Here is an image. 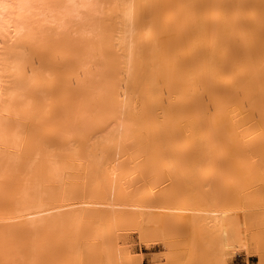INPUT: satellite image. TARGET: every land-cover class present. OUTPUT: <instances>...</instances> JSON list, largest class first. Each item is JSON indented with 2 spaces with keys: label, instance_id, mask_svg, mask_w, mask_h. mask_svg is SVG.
<instances>
[{
  "label": "bare ground",
  "instance_id": "1",
  "mask_svg": "<svg viewBox=\"0 0 264 264\" xmlns=\"http://www.w3.org/2000/svg\"><path fill=\"white\" fill-rule=\"evenodd\" d=\"M163 1H166V4L167 3L168 4L166 5L164 3L165 9L163 8V6H161V8L164 9V11H167L166 12L167 14L165 12H163V13H165V15L164 14L162 15L163 10L161 9L162 10L161 11V17H163V18H160V19H162V21H164V20L167 21L171 18V17H169V14L171 11V9L169 10V6L172 5L174 2H175L174 5H172V7L170 6V8H172V10H176V9L178 10V7L183 6V9H182V7H180L181 9L179 8L181 10V12H180V10L175 11L176 18H175V15H173V18L176 19L175 20L176 23L173 22L174 20L173 21L169 20L170 25H172L173 23L176 25H178L179 22L182 23V20H177V19H179V18L183 19V16L187 17V14L188 15L190 14L193 16V14H194V11H193L194 8L193 7L198 5L200 3V1L202 2V3H200L201 5H198V6H201V8H202L201 9V12H202L201 15L199 13L200 7L196 6L199 8V10H198L199 14L198 15L202 16V17L197 18V15L195 17V14H194L195 18H193V19H195V23H193V24H192V21H194L193 19L191 20V22H189L190 16L188 18L185 17L183 21H188L186 23L191 24V25H189V27L190 26L195 27L194 30L192 27L190 28L189 34H192L193 32L199 31V32H206L207 35L210 34V37L212 36L213 39H211V40L213 43L209 42V45L214 44V47H213L214 52H209V53L207 52L209 55H210V53H213V55L208 56V57H210V59H206V61L207 62L213 61V62L210 64V62L207 63L204 60H202L204 58L203 54H207L206 52L205 53L203 52L202 48H200V47H202L203 44L206 43L204 36H202V35H206V34H204V33L202 35L199 34L198 35L199 37H200V35L202 36L201 41L204 39L203 41L205 43L204 42L201 43L202 45H199V43L198 44L195 43L199 47L198 49L202 50L200 52L198 49H196L197 54H198V55L196 54V56L199 57L200 56L199 53H201V54L203 53L202 54L203 58L200 56L202 59L199 58L200 61L198 60V62L200 63L198 65V67H201L203 61L205 63L202 65L201 68H199L200 70L198 69V67H197V69H195L193 71L191 70L192 72L196 71V75L194 73H191L190 74L191 76L189 75V77L193 76L192 78L195 79V76H197V75H199L197 77H200V76L203 77V76H207V75H208V77H210L212 75V76H214V77L211 76L212 81L217 80L218 78L222 81L221 82L222 86H220L221 89L224 88V90H222V92H223L222 97H224V95H228L230 93L229 91H231L232 93L234 92V93L233 94L231 93L232 94L231 97L229 94L228 99H226L224 97V99L227 100V102L222 100L223 98H221V97H220L221 102H216V100H218L220 94L217 91H215L216 93H214L213 96L217 95V93H218V95L214 96L215 101L214 100L213 101L216 102L215 111L216 110L217 111L215 112V114L213 113L214 117H212V118L210 117V120L209 119L207 120V122H208L207 127L208 128H206V129H205L206 124L204 126L202 124H204L206 121V120L204 121V119H207L208 117L203 118V120H202L203 123L201 124V122H200L201 126H199L200 124L197 120H196L197 121L196 123H193V122H195L194 119L192 121L189 120L190 122L188 121L187 124L190 123L192 126H190V124H189L190 128L187 127V129H186L185 127L187 125L182 124L183 126H185L184 127L185 130H184L183 126H181V125L180 126L182 127V129L179 126H178L179 127L178 129H176V127H174L175 122L172 120V119H174V117H171L170 120H168L169 122L172 121L173 124L171 122L169 123L166 119V122L164 124L168 125L167 127H169V128L167 129V127L162 126L163 129L165 128L164 130H166L165 132L163 130V132H164L163 134H165V136H163V138L165 137V139L161 138V141H160L161 146L159 143L156 142L157 146L156 145H155V147L152 146L150 149L149 147H150V145L154 144L153 143L154 141L153 142L150 141L152 144H149V146L147 147L148 143L145 144L144 142L148 139L144 138L145 141H144V139L142 141V137H145V136H143V135H145L143 128H145L148 125V123H150L148 126L152 127L154 125L156 127L158 125L156 123L159 122V121L157 122L156 119L158 118V116L161 113L158 114V113L154 112V114L155 113L158 114V116L156 118V114L155 115L151 114L153 111L150 112L147 109H145L146 113L148 111L150 114H148V115L146 114V115H144V117L140 115L142 118L139 117L138 115H137V117H135L134 114H136L135 113L136 110L134 108L132 110V106L135 103L134 99H131V101L134 100V103H132V106L130 105L131 104L130 97L132 98L134 95L133 94L134 88L131 90L130 89L131 86H129V85H131V82H132V86H134L135 84H136V87L138 86L137 82L135 83L133 81L135 78L134 76L136 75L135 74L136 68H139V66L137 67V65H140L141 60L143 58V57L138 56V54L141 55V53H142L141 52L142 50L140 49L142 47L140 46V48L138 50V46L140 43L143 42V40H142V42H139L137 40L138 37L141 36L140 34L142 33V29H141L142 26L140 28V31H139V28H137L138 26H136V23L139 22V19H138L139 16L137 17V14H138V7L137 6H138L139 2H137L136 0H0V156L5 155L4 158L6 157V159H7V161L5 160L6 163L4 161V163H5L4 166L2 164L0 165V172H1L0 174L2 175V179H3L4 174H10L11 171H13V172L16 171L19 174L16 176V172H15L14 176H16L17 180H23V179L25 180V178L28 180V181L27 180L24 181V183L23 182L20 183V184H24V185H22L23 187L19 184L20 187H22V188L15 187V192L20 191L22 195L18 192L16 194L14 193L15 195H17V194L21 195V197L15 198L17 200L14 202H17V203H13L14 206H12L13 204L12 205L10 204L9 207L12 206V208H10L12 211L9 209L10 211L7 213V215H6V213L4 214L3 212H1V213H3L4 215H2L0 213V224L2 222H6L7 224H10V225H13V224L18 225L19 224L20 226L18 225L17 229H19V227H24V229H26L25 227L29 226L27 228H29L30 230L31 229L34 230L33 228H35V230H36V232H35V230L33 232L29 231V233L31 235V237H30V235H29V237L31 239L28 238V236H26L28 239L31 240V241H29V244H28V241L25 240L26 238L24 235H23L24 237H22L23 238V240L21 241L22 243L19 244V242H20L19 240H21L22 238L18 235V237H20V238H16L15 240L12 241L11 238H13L12 237L13 235L12 234L7 235V234L9 233L8 231H10L11 229L13 230V228L9 229L11 226L6 225V226H8V228L6 227L7 230L5 229L6 231L5 230L0 231V245H1L0 254L2 252H5V254L3 253V257H5V258H3L2 255L0 257L1 260H3V262H5L4 260L11 259L13 256H14L13 258H16V259L19 257L22 258V256H23L24 260L21 259L22 262L19 258L20 263H19L18 259H17L18 261L13 259L8 264H12L11 263L12 261H15V262H13V264H15L16 262L19 264H25L24 263L25 261H27L26 264L27 263L32 264L35 261H36V263H34V264H38L37 261L39 262V257L40 258H42V257L40 255H37V252L39 251V249L41 247H42V249H43V246L45 247L46 241L49 242L48 238H50V237H48V236H51V238H50L51 240H52V237H56V235L57 236L59 235L60 238H61V236H63V237L65 236L64 237L65 239L62 237V240L65 242V246L67 245L69 247L70 251L74 250L75 244L77 243V245H78L80 243L79 242L80 239L77 238L79 236H77V235L78 234L81 235V233L76 232V230H78V227H80L79 223L84 224V222L86 221V218H88L87 216L92 217L91 220L88 219L89 220V222L87 221L88 223L86 222L87 225L90 222H91V224H94L95 222H96L95 224H97L98 218L100 219L99 222L101 221V223H104L105 220H106L105 222H108L112 219L110 221V222L113 221L112 224H114V222L115 223L117 222L116 225H119L118 222L120 221V219L122 220V218H124L125 216L127 217L131 213H134L133 218L142 222V220L140 218V217H142L143 220H146L145 222L147 225V224H151V222L153 221L152 220L153 217L151 215L158 214V213L161 214L162 211H164L165 209H166V211L167 210H173L172 212H174V211L179 212L178 214L173 213L172 214L173 216L174 215L175 216H177V215L178 216H185L187 218V222L189 223L188 227H190L193 230V233H196L197 236L201 235L203 237L204 241L208 244V246L210 248H212V246H213L212 251H211L212 255H214V256H220L221 255V257L224 256V258H225V254H224V252H226L225 251L226 250L225 249V244H226L225 242H227L226 240L229 241L230 239H232L231 237H230V239H228V237L230 236L229 234H231V232H232L231 235H233V233L237 234V230L234 232L235 228L233 226L236 227V225L238 226V224H239L237 222L240 221L239 220L240 217L238 219V217L236 218V215L240 211V209L235 208V207H229V206L224 207L223 205L222 206L224 208L221 206H213L214 202H212L213 205H211V206H206L205 204L204 205L197 204V205L192 206V207L191 206H179V205L176 206L174 203H172V204H174L172 206H171V204L169 206V203L166 204L167 206H163L161 203H160L161 205L155 204V202L153 203L152 197L155 196V193H156L154 189L153 190L151 189L147 192H144L138 196L137 195L138 192H136L135 188H136V184L145 178L144 176H146L147 174H148L147 176H151L149 174H152V173L154 174V172L156 173V171L152 170V169H155V166L156 167H158L159 165L162 166L163 163L168 162L169 165L171 163H173L171 165H172V167L174 165V168H175V165L181 164L180 160H181V162H182V160L184 162V158L182 156H180V153L182 151H184L183 152V155H184V153H186L185 151L189 152V150L192 151L195 148L196 150L194 149V151L195 152L197 151L196 154H198V155L200 154L201 158L204 156L203 152H205V155L208 153V155L210 154L211 156L206 155L205 157H203L201 159L198 155H196L192 151V153H194L196 155V158H197L196 160L198 161V162L197 161L193 162V164L194 163H197V164L202 163L205 165L206 164L208 165L209 163L212 164V161L215 160V159H213V158H215L214 155L216 154V156H217V154H218L215 150L218 149L219 152H221V150H222V149L220 150V148L216 145V143L218 141H220V143H222V145L224 144V146L221 145V147H223V149L225 150V151H222L221 153H219V155L222 154L223 152L227 155V160L229 161L228 163L231 165V166H229V165L228 166L235 170V171L234 170L233 171L235 172L234 173L235 175L237 173L236 176L240 175V176H243L245 179L261 180L262 182H264V0H196L194 2V3H196V5L194 3L191 4V2H192L191 0H190V3H187L186 2L187 0H182L183 2H181V0H180V2H179V0L178 1L177 0H175V1L170 0V2H169V0L168 1L163 0ZM152 2H153V0H152ZM177 2H178V5L181 4L178 7L176 6ZM184 2L187 3V4L185 3L184 5L190 4L192 7L188 5L187 9H185L186 7H184V5L182 4ZM139 4H142V2H140ZM165 6H167V7H165ZM188 7H191L193 9L190 10V8H188ZM174 8H176V9H174ZM168 10H169V12H168ZM192 11H193V14H191ZM214 11H216L215 14L212 13ZM142 12H143V10H142ZM177 12L181 16L182 15L183 16L181 17L180 15H177L178 14ZM196 12L197 11L195 9V13ZM203 12H206V14ZM203 14L206 15V17H203L204 16ZM210 14H211V17H215V19L213 18V20H211V24L208 23L209 17H207ZM166 15H168V16H166ZM178 16H180V17H178ZM149 17H151V15ZM165 17H167V18H165ZM136 18L138 19L137 21H136ZM140 18H141V16H140ZM164 22H163V24L166 23V22L165 23ZM157 24H159V23H157ZM167 24H165V27H163L162 24H159V25L162 26L163 29L165 28L164 31L167 32L168 29H169V31L171 29V28H169L170 25H169L168 21H167ZM180 24L177 27L175 25V28L180 29V27H184V26H180ZM181 25H183V24H181ZM166 26H168L167 30H166ZM143 27H144L143 29L145 31L146 25ZM184 28H186V27H184ZM148 29L149 28H146V30H148ZM164 31H162V32H164ZM186 35L189 36L188 33ZM186 35L183 37L189 40L190 37L188 38V37H186ZM193 35H195V34L193 33ZM193 35H192V37H193ZM144 36H146V34ZM169 37H168V39L170 40ZM183 37L181 39H183ZM195 37H196V35H195ZM140 38H143V36H141ZM149 38H150V36H149ZM152 38H153V36H152ZM188 40H186L187 44H188ZM191 40L192 39H190L189 41L193 44V42ZM179 41H181V40L180 39L178 40V42H177L178 44H181V42H182V44H186L184 39L180 43H179ZM137 42H139V43H137ZM177 43L175 42V46H177ZM171 44H173V43H171ZM168 45H170V44H168ZM168 45H166V46H168ZM196 45H195V47H193V45H191L190 49L192 47V49L195 50V48L197 47ZM166 46H164V47L166 48ZM185 46H187V45H185ZM192 49L189 51L187 50L185 54H189V53L191 54L192 53L190 57L193 60L195 55L193 56L194 50H192ZM143 50H144V48H143ZM149 50H151V49H149ZM172 50H173V48H172ZM196 50H195V52H196ZM138 51L141 53H138ZM168 51H169V48H168ZM173 51H175V49ZM198 51H199V53H198ZM166 52H164V53H166ZM174 53H172V54H174ZM152 55H153V53H152ZM155 55H157V54H155ZM162 55H163V53H162ZM169 56L170 55L168 54V57ZM186 56H187L186 59L189 62V60H191V59H190L189 55H186ZM175 57H178V56H174L173 58H175ZM213 57L215 58V60H216V57H218L217 58V63L219 65L218 71H217L216 64H214V63H216V61L211 60V59H214ZM171 58L172 57H169L168 60H171ZM138 59H140V61ZM159 59H161V58L159 57ZM44 61H46L48 64L44 63ZM36 63H38V64H36ZM59 63H62L63 67H64L62 69H65L64 72H62L63 70L61 69L62 73H59L62 76L60 79V81L62 82L61 85L63 84L62 88L64 90L68 91V92L65 91V93H68V94L70 93V95L69 96L67 95V97H69L68 100H64V102H61V105L64 104L63 108L59 107L62 109L63 113H61V111H60V114H57L56 116H53V114H52L53 117H51V118H54V117L59 118L60 115L62 116L61 118H63L61 120H62V123H64V128L60 125L62 127L61 135L59 136L57 133V136H59V137L63 136L64 139L67 141L66 144L64 143V145L60 146L58 144L59 149L61 147H63L61 149L64 150L63 153L66 156L61 155L63 150L61 151V153L59 150H58L59 152L57 151L55 153L53 151L52 147H51L52 150L50 149L49 144H48L49 141L47 142L45 139L47 144L46 143L44 144V140L42 139L41 141L43 144L42 143L41 144H42V146L45 145V146H43V150H45V151L47 150V151L46 152L43 151L42 147H40L41 149H38L39 147L38 148L36 147L38 149V153L35 152L34 154L39 156V151L42 150V152H40L41 156L43 155L44 152L46 153V154L44 153L45 154L44 156H46V155L47 156L46 157H44V156L40 157L41 162H42L41 166L38 164L40 159L37 161L38 167L41 168L42 166H44L41 169H39L36 166L37 164L35 162V160H37L39 157L37 159H35L37 156L34 158L32 157L31 159L27 158L28 159L27 160L24 157H22L21 155L16 154L17 153L16 151H18L16 149L21 145L20 139H21V136L23 137V135H21V136L19 135L20 137L17 136L18 133L16 134L15 131H17L18 129L16 130L15 127L11 128L12 131L10 130V128H7L9 126L8 125V122H9L8 118L12 114H19L22 112H23L22 114H25V112H30V113L32 112L33 113V111L35 112L34 115L42 116L43 115V109L45 110L44 113L46 112L45 115H48L47 111L52 110L53 109L52 106H55L56 103L53 102L54 96L51 97L50 94H49V96L52 98V102H49V101H51V99L48 96V94L46 93L48 88L45 86L46 88H44L45 89L44 90L41 87H44V85L49 86L51 84L52 80L55 81L56 76L55 77H54V75H53V77L51 76L52 80L50 79L51 77L50 78H48V77L50 75H52L53 73L55 75H57L56 69L58 68V65L56 66L54 64H59ZM163 63H165V62H163ZM166 63L168 64L167 61H166ZM35 64H36V66H35ZM62 64H61V66H62ZM143 64H145V63H143ZM172 64L166 65V67L170 66ZM184 64H186V62H184ZM38 65H40V66H38ZM213 65L215 67H213ZM156 66H158V65H156ZM211 66L213 69V72H211L212 74L210 73V70H209L211 68ZM220 67H221V69H220ZM140 68H141V66H140ZM215 68H216V70H214ZM163 69H164V66H163ZM177 69H180V68L178 67ZM182 69H184V68L182 67ZM168 70L169 69H167V71ZM219 70H221V71H219ZM214 71L217 74L214 73ZM138 73H139V75H138L139 78H143V80H144L145 75L143 74L144 76L143 75L140 76L141 71ZM171 73H172V70H171ZM174 73H177L176 77H177V79H180L179 77L182 74H179L178 70H177V72L174 71ZM192 74H194V75H192ZM147 75H148V73H147ZM178 75H179V77H178ZM138 76H136V77L138 78ZM160 77H165V76H160ZM182 77L184 78V76H182ZM189 77L187 74V77H186L187 79L185 78V79H183V81L187 82L189 80H192L191 78L189 79ZM202 77H201V79H202ZM173 78H174V76H173ZM212 78H214V79H212ZM153 79H154V77H153ZM204 79L205 78L203 77V80ZM206 79H207V77H206ZM150 80H151V78H150ZM195 80L198 81L197 78ZM195 80H192L195 85H197L196 83H198V84L200 83V80H199V82H195ZM211 80L209 79L208 81L212 85V82H210ZM60 81L58 83H60ZM159 81H157V84ZM183 81L180 79L181 84H183V88H185L186 86L191 87L190 89H189V87L185 88L186 90H189V93L191 92L190 90H192V86H193V89H195L197 87L196 92L203 90L202 88H198V86L194 87V84L191 85L192 81L191 82L189 81V84L187 82L188 85H186L185 83H182ZM55 82H57V81H55ZM141 82L140 83L138 82V83L142 84ZM143 82H145V80ZM148 82H151V81L148 80ZM201 82H202V80H201ZM204 82H202V84ZM217 82H218V80H217ZM217 82H216V84H218ZM133 83H135V84L133 85ZM205 83H204V85L207 84V83L206 84ZM222 83H224V84L228 83V84H225L223 87ZM229 83L231 85H229ZM202 84H200V85H202ZM226 85H229V86H226ZM37 86H38V88L39 87L40 88L39 89L36 88ZM207 86H208V84H207ZM213 86H217V85H213ZM177 87H179V86H177ZM209 87L213 89L212 86H209ZM225 87L227 89L229 88V90H227ZM35 88L38 89L39 93H41L40 89L41 90L43 89L42 91H44L43 93H45L44 96H42L43 95L42 93L39 95L38 91ZM139 88H141V87L139 86ZM147 88H149V87H147ZM166 88H167V86H166ZM215 88L216 87H214V89ZM70 89H72V92H70L71 91ZM149 89H151V88H149ZM179 89L180 88H178L177 90H179ZM185 89H183V90H185ZM206 89L208 90L207 87H205V90ZM73 90H76V91H73ZM130 90L132 91L133 95L130 93ZM59 91L57 92L56 95H59L58 94ZM141 91L144 92V89ZM180 91H181V89H180ZM224 91H227V93ZM51 92L52 91L50 90V93ZM61 92H63V91H61ZM61 92H60V94H61ZM136 92H139V91H136ZM208 92L213 93L211 91V89H210V91L208 90ZM189 93H188V91L186 93H184V94H187L189 97L188 98L187 96L184 95L185 98L186 99L188 98L191 101L193 100V102H194L195 97L190 94L192 96L191 98H193V99H190ZM161 94H162V92H161ZM179 94H181V93H178V95ZM173 95H174V93H173ZM203 95L204 94H202V96ZM139 96H141V95H139ZM63 97L65 99H67L64 95H63ZM143 97L146 98V95L143 94ZM180 97H182V95L179 96V98ZM214 97H213V99H214ZM54 98L56 100V97H54ZM168 98L169 97H167L166 100H168ZM60 99L62 100L61 97H60ZM177 99H178V97H177ZM182 99H184V98L182 97L181 99H179V101H181V102L184 101ZM47 100L49 103L46 102ZM160 100H161V97H160ZM175 100L176 99H174V100L171 99V101L170 100L169 101L172 103ZM169 101H167L168 104H170ZM223 101L225 103H222ZM160 102L162 103V100ZM50 103L51 104L54 103V105H51ZM58 103H59V101H57V104ZM49 104L51 107L48 106ZM175 104H177V102ZM160 105H162V104H160ZM172 105H170V106H172ZM199 105L200 104H198V106ZM233 105H235V106H233ZM134 106H135V104H134ZM44 107H46V109ZM152 107H153V105H152ZM55 108H57V107H55ZM156 108L157 107H155V109ZM172 108L174 110L177 108V111L182 110L180 105L178 107L176 105V108H175V106H173ZM142 109H143V107H142ZM173 109H170V111H172ZM131 110H132V112H131ZM145 110H144V112H145ZM162 110H163V108H162ZM57 111L59 112L58 109H57ZM141 113L138 112L137 114H141ZM143 113H142V115H143ZM165 113H166V111H165ZM26 114H29V113H26ZM49 114H50V112H49ZM171 114H172V112H171ZM20 116L22 117V115H20ZM208 116H210V114ZM15 117H16V115H15ZM25 117H27V116H25ZM25 117H23V119ZM36 117H37L36 118L37 121L39 122V120H38L39 117L38 116H36ZM19 119H21V118H19ZM26 119H28V118H26ZM176 119H178V117ZM176 119H174V120L176 121ZM54 120H55V118H54ZM49 121H50V119H49ZM155 121H156V123H155ZM32 122L33 121H31V123ZM178 122L181 123L179 120H178ZM178 122L176 125H179ZM9 123H12V122H9ZM18 124H19V122H18ZM39 124H41V123H39ZM145 124H147V125H145ZM195 124H199V125L196 126ZM10 125H12V124H10ZM14 125L15 124H13V126ZM41 125H43V124H41ZM47 125H48V123H47ZM15 126L18 127L17 125H15ZM198 126L200 128L202 127L201 128L202 130L199 129ZM9 127H12V126H9ZM150 127L149 128L147 127V130L148 129L153 130ZM155 127H153V128H155ZM170 127H171V129H170ZM55 128H59V127H55ZM55 128H54V130H55ZM157 128L159 129V127H157ZM169 129H170V131H172L174 129L176 131H174V132L172 131L170 133V131L168 132ZM179 129H181L183 131L180 132ZM204 129L207 130L205 133H204ZM56 130H58V129H56ZM59 130H61V129H59ZM63 130H64V134L62 135ZM199 130H201V131L199 132ZM154 131H151V132H154ZM17 132H19V134H20L21 131H17ZM151 132H149V133H151ZM21 133H23V132H21ZM47 133H49V132H47ZM199 133H201L202 136L199 135ZM54 134H56V133H54ZM52 135H53V133H52ZM151 135H149V136H151ZM157 135H158V133H157ZM198 135L200 136L199 138L202 137V139L204 141L201 140L200 142H198L200 140L198 138ZM32 136H34V135H32ZM40 136H41V134H40ZM34 137H36V136H34ZM29 138H30V136H29ZM51 138H54V136ZM197 138H198V140H197ZM64 139H61V140L65 141ZM149 140H150V138H149ZM38 141L39 140H37V142ZM58 142H59V140H58ZM73 142H75V143L77 142L74 147L77 146L78 142L80 143L81 147L77 146L76 148H73L74 144H71V147H70L69 144L73 143ZM176 142H179V143L181 142V143L177 144ZM136 143L138 145L141 143L142 146L141 145L137 146V148L140 147L137 149L135 146V145H137ZM197 143L200 146H202L201 144L204 143L205 144V145H203L204 147L207 144L206 147H208V148L205 150V149H203L204 148L203 146L201 148L200 146L197 145ZM38 144L41 146L40 142H38ZM50 144L54 145V147L55 146L57 147V145H55L54 143L50 142ZM175 144H177V145H175ZM194 144H196V145H194ZM214 144L216 146H214ZM36 145H37V143H36ZM84 145H85V147L83 149ZM143 145H145L146 147ZM30 146H32V145H30ZM163 147H165V148H163ZM167 147L173 149L174 152H171V150H170V152H166V151H168ZM34 148H32V149L35 150L36 148L35 149ZM65 148H68V149H65ZM71 148L76 150L75 151L72 149L73 151H75L74 155H73V151L72 150H71L72 152L70 151ZM79 148L81 149V151L82 150H88V151H87V153H85V151H84V155H83V151L81 152L82 153L81 154L79 152V150H80ZM147 148L149 150H147ZM30 149L31 148H29V150ZM135 149H137V150H135ZM164 149H167V150L164 151ZM209 149H210V152H211V150H212V152L214 150L215 154H213V153L211 154L209 152L206 153V151H208ZM50 150H51V154L49 156L48 154L50 153L49 152ZM68 150L75 157L74 160L77 159V161L75 163L69 162V164H67V167L64 165L65 167L63 168L62 167V164H63L62 161H64V160L71 161V160H68V158L69 159L74 158L73 156L72 157L70 156L71 154H70V152H67ZM199 150H201L203 152L201 153V151H199ZM32 151H31V153H33ZM14 152H16V153L14 154ZM134 152H136V153L134 154ZM67 153H69V154L67 155ZM52 154L56 157V159L54 156L51 157ZM79 154H81L83 156H80ZM194 154H192V155H194ZM225 154H223V156ZM25 155H27V154H25ZM57 155L58 156L61 155L62 157L57 159ZM144 155H146L145 158H144ZM181 155H182V153H181ZM201 155H203V156H201ZM226 155H225V157H226ZM28 156H30V155H28ZM17 157H19V159L22 157V159H21L22 162L20 161V163H21L20 168H19V164H18L19 163V159H18V163H16L17 165L14 166L15 169L9 170L10 167H13L14 162H15V158L17 159ZM82 157L85 159V160L83 159L85 162L82 161L83 166L81 165L80 168L82 169V167H83V170H82L83 172L86 168L85 175L82 172L84 175V180L90 179V182L92 181V187H90L91 183L86 180L87 185H85V188L87 186L89 191H86L87 188L86 189L84 188L85 190H83L82 192L79 191V193H77V192L75 193L74 191H76V190H74V191L72 190L73 191V193H72L71 190L68 191L69 187L66 188L64 185L61 184L62 180H64L65 177L66 178L69 177V176L67 177L64 175V174L67 175V172L64 173V170H65V168H68V166H70L69 169H71V166L74 167L73 164L76 165L78 161H81ZM210 157H212V159H210ZM1 158H3V157L1 156ZM1 158H0V161H1L0 163H2V161H3V159H1ZM42 158L46 159L48 161L47 166L45 165L46 160H44V162H43ZM11 159L13 161V162L10 161V163H13L12 165L9 163V160H11ZM23 159L26 163L25 165H22V164H24ZM33 159H35V160L33 161ZM74 160L72 159V161H74ZM219 160L220 159H218V161ZM222 160H224V158ZM16 162H17V160H16ZM27 162H29V163H27ZM65 162L66 161H64V163ZM219 162H221V160ZM33 163H35L36 165ZM70 163H73V164H70ZM217 163L218 162H216V164ZM79 164H82V163L79 162ZM79 164H77V165H79ZM211 164H210V166H211ZM216 164L213 162L212 165H216ZM147 165H149V166L147 167ZM21 166H23L22 169H21ZM84 166H85V168H84ZM181 166H182V164H181ZM26 167H28V168L30 167V169L28 170V169H26ZM148 168L149 169L151 168V170H149V173H146V175H145V172H147L146 170ZM158 168H160V167H158ZM18 169L23 170V172L21 173ZM35 169L36 170L38 169L37 172L35 171ZM81 169H78L79 172L81 171ZM8 170L10 172L6 173V171H8ZM26 170H28L29 172H27ZM179 171H181V170H179ZM32 172H33V176L31 175L32 177H30V174ZM34 172H36V173H34ZM20 174H21V176L24 175L25 178L20 177ZM1 175H0V177H1ZM10 175H7V176H10ZM26 175H28V176L26 177ZM77 176H78V174H77ZM79 177H83V176H79ZM79 177H77V178L75 177V178L78 179ZM4 178H6V177H4ZM7 178L12 179L11 177H7ZM7 178H6V180H7ZM81 179L83 180V178H81ZM0 181H1V179H0ZM58 181H59V183H58ZM82 182L81 183L79 182V184H81V186L83 184ZM14 183H16V182H14ZM59 184L62 185L63 189H61V188L58 189V187L61 186ZM64 184H66V183H64ZM55 185H57L56 189H55ZM64 187L67 190H65ZM0 188H3V187H1V185H0ZM10 188H11V186H10ZM16 188H17V191H16ZM19 189H21V190H19ZM9 190H11V189H9ZM13 191H14V189H13ZM238 191H240V190H238ZM10 192H9V194H10ZM237 193H238V195L240 194L239 192L235 193L234 196H236V197L233 198V199H235L234 201L237 200L236 199L238 197ZM2 195H3V193H2ZM4 195H6V194H4ZM196 195H198V194L196 193ZM240 195H241L240 199H242L243 194H240ZM8 198H7V200H8ZM4 199H5V197H4ZM238 199H239V197H238ZM7 200H3V201L1 200L2 203L4 202V204L0 203L2 205V207L0 205V210L4 207L5 204L7 205V203H5V202H7ZM201 202H203V201H201ZM162 203H164V202H162ZM177 203H178V201H177ZM192 203H193V201H192ZM198 203H200V202H198ZM212 203H210V204H212ZM215 204H217V203H215ZM261 204H264V203H261ZM123 211H127V212H123ZM4 212H6V211H4ZM170 212H168V213L166 212V213L169 214ZM262 214H264V213H262ZM170 215H171V213H170ZM262 216H264V215H262ZM93 217L96 218L97 221H94ZM151 217H152V219H151ZM149 219H151V221H150V223H147V221ZM155 219H158V218H155ZM92 220L94 223L92 222ZM102 220H104V221H102ZM116 220H118V221H116ZM81 221H83V222H81ZM156 222H155V224H156ZM158 222H159V220H158ZM6 223H2V224H6ZM101 225L102 224H100L97 227L98 229L96 227H94L93 229H96L95 231L92 229V231L95 232V234L92 235V237L93 236L99 237L100 234L102 235L104 230L107 231L108 228L102 229L103 225L102 226ZM105 226H103V227H105ZM13 227L16 228V226H13ZM39 227L42 228V230L39 229ZM83 227H84V225H83ZM110 228H112V227H110ZM121 228H119V227H115L114 229L112 228L113 229L112 235H114V234L117 235L118 231ZM145 228L146 227H144V229ZM1 229H3V228H1ZM112 229H108L107 233L112 231ZM236 229H237V227H236ZM22 230H23V228L21 229V232H22ZM37 230L38 231L41 230L40 233L42 231H44V232H42L43 237L41 235V238H39L40 236L38 235V238H36L37 237V235H36ZM98 230H100V231H98ZM191 231H190V233L192 234ZM15 232H17V231H15ZM26 232L27 231H25V234H26ZM100 232H102V233H100ZM51 233H52V235H50ZM74 233H77V234H74ZM5 234L8 236L7 239H5L6 237H4V236H6ZM17 234L14 236H17ZM34 234L36 235L35 237H34ZM53 234H55V236ZM96 234H98V235H96ZM110 234H111V232L109 233V235ZM69 235H70V239L68 238ZM101 235H100V237H101ZM193 235H195V234H193ZM59 237H57V238H59ZM66 237L68 238L67 240L69 242L65 241ZM226 237H227V239H226ZM232 237H234V236H232ZM60 238H59V241H61ZM197 238H199V237H197ZM101 239H103V238H101ZM10 240L12 242H10ZM202 240H200V241L202 242ZM106 241H107V239H106ZM111 241H113V240L111 239ZM114 241H113V243H115ZM31 242L32 243L34 242L33 243L34 245L37 244L38 247L36 248L35 247L36 245L34 247L33 246L31 247V245H32ZM52 242L55 243L56 241L53 240ZM67 242H68V244H67ZM105 243H107V242H105ZM3 244L4 245L6 244L4 246V248H3ZM52 245H54V244H52ZM117 245H119V244H117ZM117 245L115 243L116 248L119 247V246L117 247ZM111 246H113V245H111ZM114 247H113V249H116ZM27 248H28V250L30 248V251L32 250L31 253L33 252V249H35L34 250L35 253L33 252L32 254H35L36 256L32 255L30 253H29L30 255H28L26 252ZM55 248H57V247H55ZM76 248H77V246H76ZM87 249H88V247H87ZM111 249H110L109 254L111 253V255L114 257V254H112L113 251ZM30 251H28V252H30ZM70 251H67V252L69 253ZM115 251H117V250H115ZM62 252H63V250H62ZM80 253H81V251H80ZM25 254H27V255L25 256ZM38 254H40V252H38ZM115 254H116V252H115ZM111 255H110V257H111ZM29 256H32V258L31 257L29 258ZM37 256H39V257H37ZM59 256L60 255H58V258H59ZM61 256H62V254H61ZM85 256H87V255H85ZM26 257H28L29 259ZM37 258H38V260H37ZM51 258H52V256H51ZM54 258H55V256H54ZM1 260H0V262L2 264L3 262ZM76 260H77V258H76ZM105 261H106V259H105ZM7 262H9V260ZM68 262H69V259H68ZM218 262L220 264H224L223 260L221 262L220 261H218ZM49 264H50V262H49ZM64 264H65V262H64Z\"/></svg>",
  "mask_w": 264,
  "mask_h": 264
},
{
  "label": "rangeland",
  "instance_id": "2",
  "mask_svg": "<svg viewBox=\"0 0 264 264\" xmlns=\"http://www.w3.org/2000/svg\"><path fill=\"white\" fill-rule=\"evenodd\" d=\"M137 2H142V4H139L138 3V14H137V17H138V19H139V22L138 23H136V26H138L137 28H139V31H140V28H141V26H142V33L145 35L146 34V36H144L141 32V36H143V38H140V37H138V41L139 42H142V40H143V42L142 43H140L139 44V46H138V50H139V48H140V46L142 47V48H140L142 51V53L141 52H139L138 51V53H141V55H139L138 54V56H140V57H143L142 58V60H141V63H140V65H137V67L139 66V68H140V66H141V68L139 69V68H136V71H135V78H134V81L133 82H137V84H138V86L136 87V84L135 83H133V85L134 86H132V82H131V85H129V86H131L130 87V89L132 90L133 88V94H132V91L130 90V93L133 95V97L131 98L130 97V101H131V99H134L135 100V103H134V100H132L131 101V106H132V103H134L135 104V106H134V104H133V106H132V110H133V108L136 110L135 111V113L136 114H134L135 115V117H137V115L139 116V117H141V116H143L144 117V115H148V114H150L148 111H150V112H152L151 114H154V112H156V113H161L159 116H158V114H156V118H157V116H158V118L156 119V121L158 122V123H156V121H155V123L156 124H158L156 127L153 125L152 127H150V126H148L150 123H148V125L147 124H145V125H147L145 128H143V130H144V132H145V135H143V136H145V137H142V141H143V139L145 138V139H148V140H146L145 141V139H144V143L145 144H147V147L149 146V144H152L151 142H153L154 144L153 145H150V149H151V147L152 146H154L155 147V145L157 146V144H156V142L157 143H161L160 141H161V138L162 139H165V137L163 138V136H165V134H163L166 130H164L163 129V127H167L168 125H165L164 123L166 122V119H167V121L168 120H170V118L171 117H174V119H176L177 117H178V119H176V121L174 120V119H172L175 123H174V127H176V129H178L179 127H181V126H183L182 124H185V125H187L186 127L185 126H183V128L185 127L186 129H187V127H189L190 128V126H192L190 123V126H189V124H187L188 123V121L189 120H195V122H193V123H196L197 121L199 122V124H200V122H201V124L203 123V118L204 117H208L207 119H204V121H205V123L204 124H202L203 126L206 124V127H205V129L206 128H208L207 127V125H208V122H207V120L209 119L210 120V117L212 118V117H214L213 115L215 114V112L217 111H215V109H216V102H221V100H220V97L221 98H223L222 100H224V101H226L227 102V100H225L224 99V97L226 98V99H228L229 98V94H230V97L232 96V94L234 93H232L231 91H229L230 93L228 94V95H224V97H222V90H224V88L223 89H221L220 88V86H222L221 85V80L218 78L217 80H218V82H217V80H214V81H212L211 80V76L210 77H208V75L207 76H203L205 79L203 80V77L202 76H200V77H197V76H199V75H197V76H195V79L197 78V80L198 81H196L194 78H192V77H189V75L191 74V73H194L195 75H196V71L195 72H192L193 70H195V69H197V67H198V65L200 64L199 62H198V60H199V58H201L202 57V54L201 53H199V51L201 52L202 50H200V49H198L199 47L196 45V44H198L199 43V45H202L201 43H203L204 41V39H205V44H203L202 45V47H200V48H202L203 49V52L205 53H209V52H214V44H210L209 45V42L211 43L212 42V40L211 39H213L212 38V36L210 37V34L209 35H207V33L206 32H199V31H196V32H193L195 35H196V37H195V35H193V33L192 34H189V30H190V28L192 27V26H190L189 27V25H191L190 23H186V22H188V21H183L184 20V18L186 17H184L183 15V19L181 18H179V19H177V20H182V23L181 22H179V24L181 23V24H183V25H181L180 24V26H184V27H186V28H184V27H180V29L179 28H175V25L176 24H174V23H176V19H174L173 18V15H175V11L177 10L176 8L178 7V6H180V5H178V2H177V4H176V8H174V9H176V10H172V8H170V6L172 7V5H174V3L172 4V5H170L169 6V10L171 9V11H170V14H169V17H171L169 20H171V21H173L174 23L172 24V25H170V21L169 20H167L168 22H169V28H173L172 30L170 29V31H169V29H168V26H166V30L168 29V31L166 32V31H164V29H163V27H165V24H167V21H162V19H160V18H163V17H161V11H162V15L164 14L165 15V13L167 12V11H164V3L166 4V1H163V0H153V2H152V0H136ZM168 1V0H167ZM173 1H175V0H173ZM172 1V2H173ZM178 1V0H177ZM192 2H191V4L192 3H194L196 0H191ZM151 2V3H150ZM169 2H170V0H169ZM171 2V3H172ZM179 2H180V0H179ZM181 2H183L182 0H181ZM187 3H190V0L188 1H186ZM186 2H184V3H182L183 5L186 3ZM156 3V4H155ZM186 3V4H187ZM198 3V2H197ZM200 3H202L201 1H200ZM198 4V5H201V4ZM168 4V3H167ZM166 4V5H167ZM195 5H196V3H194ZM155 5V6H154ZM189 6H191L190 4H188ZM188 5H184V7H186L185 9H187V6ZM198 5H196V6H198ZM161 6H163V8L164 9H162L161 8ZM193 7V8H191V7H188V8H190V10H192L193 9V11H194V14H195V17H196V15H197V18L198 17H202V16H199L198 14L200 13V15L202 14V12H201V6H198V7H200V11H199V13H198V10H199V8L198 7ZM142 7V8H141ZM165 7H167V6H165ZM180 7H182V9H183V6H180ZM180 7H178V10H180L181 8ZM143 10V12H142V10ZM152 8V9H151ZM155 8V9H154ZM180 8V9H179ZM162 9V10H161ZM195 9H196V13H195ZM169 10H168V12H169ZM177 10V11H178ZM140 11V12H139ZM187 11V10H186ZM193 11H192V13L191 14H193ZM147 12V13H146ZM150 14H149V13ZM154 12V13H153ZM163 12H165V13H163ZM180 12H181V10H180ZM178 13V12H177ZM203 13H205L206 14V12H203ZM212 13H216V11H214V12H212ZM167 14V13H166ZM172 14V15H171ZM194 14H193V16L192 15H188L187 14V17L186 18H188L189 16H190V19H189V22H191V20L193 19V18H195L194 17ZM151 15V17H149ZM177 15H180L179 13L177 14ZM204 15V14H203ZM213 15V14H212ZM140 16H141V18H140ZM149 18H148V17ZM166 16H168V15H166ZM181 16V15H180ZM180 16H178V17H180ZM181 16V17H182ZM203 17H206V15H204ZM207 17H209V19H208V23H210L211 24V20H213V18L215 19V17H211V14L209 15V16H207ZM147 18V19H146ZM165 18H167V17H165ZM164 18V19H165ZM173 18V19H172ZM175 18H176V15H175ZM211 18V19H210ZM137 18H136V21L138 20ZM146 19V20H145ZM160 19V20H159ZM151 20V21H150ZM188 20V19H187ZM194 21H192V24L193 23H195V19H193ZM207 20V19H206ZM150 21V22H149ZM163 22L165 23V24H163ZM185 22V23H184ZM155 23V24H154ZM157 23H159V24H162L163 25V27L162 26H160L159 24H157ZM172 23V22H171ZM140 26H139V25ZM178 24V25H179ZM185 24V25H184ZM187 24V25H186ZM146 25V28H149L148 30H146V28H145V31H144V27L143 26H145ZM168 25V24H167ZM178 25H176V27L178 26ZM148 26V27H147ZM152 27V28H151ZM189 27V28H188ZM159 28V29H158ZM193 28V30L195 29V27L193 26L192 27ZM183 30V31H182ZM192 30V29H191ZM162 31H164V32H162ZM188 31V32H187ZM178 32V33H177ZM164 33V34H163ZM188 33V35L189 36H187L186 34ZM206 34V35H202V34ZM169 34V35H168ZM171 34V35H170ZM199 34H201L202 36H204V39L201 41V35H200V37L198 36ZM186 35V37H190V39H192L191 41L193 42V44L188 40V39H186V38H184L183 36H185ZM192 35H193V37H192ZM149 36H150V38H149ZM152 36H153V38H152ZM155 36V37H154ZM170 36V37H169ZM181 36V37H180ZM163 37V38H162ZM168 37L170 38V40L168 39ZM183 37V39H184V41L186 42V40H188V44H187V42H186V44H182V40L183 39H181ZM192 37V38H191ZM140 38V39H139ZM155 38V39H154ZM172 38V39H171ZM147 39V40H146ZM181 40V41H179V43L181 42V44H178L177 42H178V40ZM141 40V41H140ZM153 40V41H152ZM167 42H166V41ZM169 40V41H168ZM196 40V41H195ZM174 41V42H173ZM195 41V42H194ZM139 42H137V43H139ZM164 42V43H163ZM170 42V43H169ZM175 42L177 43V46H175ZM191 44H190V43ZM208 42V43H207ZM171 43H173V44H171ZM196 43V44H195ZM213 43V42H212ZM168 44H170V45H168ZM153 47H152V46ZM166 45H168V46H166ZM185 45H187V46H185ZM191 45H193V47H195V45L197 46L196 48H195V50L196 49H198L199 51H198V53H199V55L201 56H196V54H197V50H196V52H195V50L194 49H192V47H191V49L192 50H194V54H193V56H194V61L191 59V54L189 53V54H185L186 53V51L188 50H191L190 49V46ZM151 46V47H150ZM156 46V47H155ZM164 46H166V48L164 47ZM171 46V47H170ZM175 46V47H174ZM150 47V48H149ZM180 47V48H179ZM143 48H144V50H143ZM164 48V49H163ZM168 48H169V51H168ZM172 48H173V50L175 49V51H173L172 50ZM149 49H151V50H149ZM161 49V50H160ZM167 49V50H166ZM185 49V50H184ZM161 51V52H160ZM167 51V52H166ZM171 51V52H170ZM182 51V52H181ZM164 52H166V53H164ZM175 52V53H174ZM191 52V51H190ZM152 53H153V55H152ZM161 53V54H160ZM162 53H163V55H162ZM172 53H174V54H172ZM180 53V54H179ZM203 54L204 56V58L202 59V60H204L205 62H207L206 61V59H210V57H208V56H210V55H213V53H210V55L209 54ZM155 54H157V55H155ZM165 54V55H164ZM168 54L170 55L169 57H172L171 58V60H168ZM176 54V55H175ZM186 55H189V57H190V59L191 60H189V62L187 61V59H186ZM198 55V54H197ZM174 56H178V57H175V58H173ZM216 56V55H215ZM139 57V58H140ZM159 57L161 58V59H159ZM165 57V58H164ZM167 57V58H166ZM188 57V58H189ZM198 57V58H197ZM149 58V59H148ZM164 58V59H163ZM214 58V57H213ZM217 58L218 57H216V60H215V58L214 59H211V60H215L216 61V63H214V64H216V66H217V71H218V67H219V65H218V63H217ZM144 59V60H143ZM139 61H140V59H138ZM168 62V64L166 63V61ZM170 61V62H169ZM174 61V62H173ZM183 61V62H182ZM200 61V60H199ZM203 61V63H202V65L205 63ZM157 62V63H156ZM162 62V63H161ZM163 62H165V63H163ZM179 62V63H178ZM184 62H186V64H184ZM210 62V64L213 62H211V61H209ZM209 62H207V63H209ZM44 63H46V64H48L46 61H44ZM139 63V62H138ZM143 63H145V64H143ZM153 63V64H152ZM173 63V64H172ZM36 64H38V63H36ZM36 64H35V66H36ZM50 64V63H49ZM61 64L62 63H59V64H54V65H58V70L56 69V71H57V75H55L54 73L52 74V75H50L48 78H50L51 76L53 77V75H54V77H55V81H57V82H55V81H53L52 80V77L50 78L51 80H52V82H51V84L48 86V85H44V87H41V88H48L47 89V94H48V96H49V94L51 95V97L52 96H54V97H56V100H55V98L53 97V102H55L56 104H55V106H52V110H50V111H47V114L48 115H45V113H44V109H43V115L45 116H43L41 113V115L42 116H40V115H34L35 114V112L33 111V113L31 112H25V114H22V113H19V114H12V115H10V117L8 118V121L9 122H12V123H9L8 122V125L9 126H12V127H9L8 125V127L7 128H10V130L12 131V129L11 128H13V127H15L16 128V130L17 131H21V132H23V133H21L20 132V134H19V132H17V131H15L16 132V134L18 133V135L17 136H21V135H23V137L21 136V145L16 149V150H18V151H16V152H14V154L16 153L17 155L19 154V155H21L22 157H24L25 159H31L32 157L34 158V157H36L37 155L36 154H34L35 152H37L38 153V149H41L40 147H42V150H43V146H45V145H43L42 146V139L44 140V144L46 143V141L48 142V144H49V147H50V149H51V147H52V149H53V151L56 153L58 150L60 151V153H61V151L63 150V149H61V148H63V147H61L60 149L58 148V144L61 146V145H64V143L66 144V140L64 139V137L62 136V137H59L60 135H61V131H62V127L64 128V123H62V120L61 119H63V118H61L62 116L60 115L59 116V118H57V117H54L55 118V120H54V118H51V117H53V116H56L57 114H60V111H61V113H63L62 112V109L61 108H63V105H61V102H64V100H68V98L69 97H67V95L69 96L70 95V93L68 94V93H65V91L66 90H64L63 88H62V85H61V81H60V79H61V75L59 74V73H62V72H64V70L65 69H62V68H64L63 67V64H62V66H61ZM148 64V65H147ZM169 64H172V65H170V66H167L166 67V65H169ZM182 64V65H181ZM60 65V66H59ZM152 65V66H151ZM156 65H158V66H156ZM202 65H201V67H202ZM38 66H40V65H38ZM148 66V67H147ZM163 66H164V69H163ZM172 66V67H171ZM145 67V68H144ZM150 67V68H149ZM180 68V69H177V68ZM182 67L184 68V69H182ZM201 67H198V69L199 68H201ZM213 67H215L214 65H213ZM40 68V67H39ZM190 68V69H189ZM61 69L63 70L62 72H61ZM149 69V70H148ZM166 69V70H165ZM167 69H169L168 71L170 72H168L167 71ZM182 69V70H181ZM212 69V66H211V68L209 69L210 70V73L211 72H213V69ZM220 69H221V67H220ZM138 70V71H137ZM141 71V73H140V76L141 75H145V78H144V80H145V82H143L144 80H143V78H139V73L138 72H140ZM143 70V71H142ZM171 70H172V73H171ZM176 71L177 72V70H178V72H179V74H182L180 77H179V75H178V77L183 81V79H185L186 77H187V74H188V77H189V79L191 78L192 80H195V82H199V80H200V83L198 84V83H196L197 85H195L194 84V82L192 81V80H189L190 82L192 81V84L191 85H193L194 84V87L195 86H198V88H202L203 90L201 91H199V92H196L197 91V87L195 88V89H193V86H192V90H190L191 92L189 93V90H186L185 88H188L189 86H186L185 88H183V84H181V82H180V79H177V73H174V71ZM192 70V71H191ZM200 70V69H199ZM214 70H216V68L214 69ZM59 71V72H58ZM149 71V72H148ZM198 71V70H197ZM219 71H221V70H219ZM66 72V71H65ZM145 72V73H144ZM166 74H165V73ZM182 72V73H181ZM185 72V73H184ZM190 72V73H189ZM56 73V72H55ZM147 73H148V75H147ZM150 73V74H149ZM168 73V74H167ZM214 73H216L215 71H214ZM223 73V72H222ZM162 74V75H161ZM175 74V75H174ZM194 74H192V75H194ZM212 74V73H211ZM217 74V73H216ZM143 75V76H144ZM60 78H59V77ZM136 76H138V78L136 77ZM142 76V77H143ZM160 76H165V77H160ZM173 76H174V78H173ZM182 76H184V78L182 77ZM191 76V75H190ZM153 77H154V79H153ZM182 77V78H181ZM201 77H202V79H201ZM206 77H207V79H206ZM212 77H214V76H212ZM150 78H151V80H150ZM200 78V79H199ZM187 79V78H186ZM211 80L210 82H212V85H211V83H209V81L208 80ZM212 79H214V78H212ZM50 80V81H51ZM148 80L149 81H151V82H148ZM160 80V81H159ZM172 80V81H171ZM176 80V81H175ZM201 80H202V82H206L207 84H208V86H207V84L206 85H204V83L202 84V82H201ZM60 81V83H58ZM142 81V82H141ZM154 81V82H153ZM157 81H159L158 82V84H157ZM186 81V80H185ZM189 81H187L188 82V84H189ZM208 81V82H207ZM141 82L142 84H139V83ZM187 82H182V83H185L186 85H188L187 84ZM216 82L218 83V84H216ZM232 82V81H231ZM149 83V84H148ZM160 83V84H159ZM178 83V84H177ZM154 84V85H153ZM164 84V85H163ZM175 86H174V85ZM200 84H202V85H200ZM223 84V87H224V85L225 84H228V83H222ZM42 85V84H41ZM40 85V86H41ZM200 85V86H199ZM204 85V86H203ZM213 85H217V86H213ZM229 85H231L230 83H229ZM229 85H226V86H229ZM46 86V87H45ZM139 86L141 87V88H139ZM149 87V88H151V89H149V88H147V87ZM166 86H167V88H166ZM177 86H179V87H177ZM209 86H212L213 87V89L212 88H210ZM219 86V87H218ZM162 87V88H161ZM182 87V88H181ZM204 87V88H203ZM205 87H207L208 88V90L210 91V89H211V91L213 92V93H211V92H208V90L206 89L205 90ZM214 87H216L215 89H214ZM36 88H38V86L36 87ZM35 88V89H36ZM40 88V87H39ZM38 88V89H39ZM50 88V89H49ZM61 88V89H60ZM155 88V89H154ZM159 88V89H158ZM178 88H180L181 89V91H180V89L179 90H177ZM191 87H189V89H190ZM226 88V87H225ZM38 89H36L37 91H38ZM42 89V90H43ZM60 91H59V90ZM136 89V90H135ZM144 89V92L143 91H141V90H143ZM154 89V90H153ZM183 89H185V90H183ZM227 89V88H226ZM41 89H40V91H41V93L43 94L42 96H44V94L45 93H43L44 91H42ZM45 90V89H44ZM49 90V91H48ZM50 90L52 91L51 93H50ZM71 91L70 92H72V89H70ZM78 90V89H77ZM151 90V91H150ZM183 90V91H182ZM199 90V89H198ZM214 90V91H213ZM227 90H229V88L227 89ZM59 91V95H56L57 94V92ZM61 91H63V92H61ZM73 91H76V90H73ZM136 91H139V92H136ZM180 91V92H179ZM188 91V93H189V95L191 94L192 96H194L195 97V101L193 102V100L191 101V100H189L188 98V95L187 94H184V93H186ZM215 91H217L219 94H220V96H219V98H218V100H216V102H214L215 101V97L214 96H217L218 95V93H217V95H214L213 96V94L214 93H216ZM35 92V91H34ZM60 92H61V94H60ZM66 92H68V91H66ZM149 94H148V93ZM161 92H162V94H161ZM172 92V93H171ZM224 92H226L227 93V91H224ZM38 93H39V91H38ZM37 93V94H38ZM41 93H39V95L41 94ZM169 95H168V94ZM173 93H174V95H173ZM178 93H181V94H179L178 95ZM206 93V94H205ZM232 93V94H231ZM46 94V95H47ZM143 94L144 95H146V98H144L143 97ZM202 94H204L203 96H202ZM225 94V93H224ZM61 95V96H60ZM63 95L67 98V99H65L64 97H63ZM139 95H141V96H139ZM153 97H152V96ZM182 95V97L184 98V99H182V100H184V101H179V99H181L182 97H180L179 98V96H181ZM187 96L188 98L186 99L185 98V96ZM190 95V99H193V98H191L192 96ZM58 96V97H57ZM62 98V100L60 99V97ZM148 96V97H147ZM207 96V97H206ZM228 96V97H227ZM50 97V96H49ZM50 97V99H51V101H49V102H52V98ZM143 97V98H142ZM160 97H161V100H162V103L160 102L161 100H160ZM167 97H169L168 98V100H166L167 99ZM176 97V98H175ZM177 97H178V99H177ZM202 97V98H201ZM213 97H214V99H213ZM58 98V99H57ZM49 99V100H50ZM171 99H176L174 102H170L171 101ZM165 100V101H164ZM170 100V101H169ZM214 100V101H213ZM57 101H59V105L57 104ZM154 101V102H153ZM167 101H169L170 102V104H168V102ZM190 101V102H189ZM222 102V103H225V102ZM47 103H49L48 102V100L46 101ZM144 102V103H143ZM177 102V104H175ZM180 102V103H179ZM212 102V103H211ZM143 103V104H142ZM147 103V104H146ZM182 103V104H181ZM203 103V104H202ZM51 104V103H50ZM50 104L48 105L49 107H51L50 106ZM155 104V105H154ZM160 104H162V105H160ZM173 104V105H172ZM185 104V105H184ZM198 104H200L199 106H198ZM51 105H54V103H52ZM152 105H153V107H152ZM159 105V106H158ZM170 105H172V106H170ZM176 105H177V107L180 105L181 106V109L182 110H180V111H177V108H176ZM236 105V104H235ZM235 105H233V106H235ZM130 106V107H131ZM163 106V107H162ZM167 106V107H166ZM173 106H175V110L172 108ZM211 106V107H210ZM55 107H57V108H55ZM59 107H61V108H59ZM142 107H143V109H142ZM155 107H157L156 109H155ZM184 109H183V108ZM201 107V108H200ZM215 107V108H214ZM45 109H46V107H44ZM161 108V109H160ZM162 108H163V110H162ZM214 108V109H213ZM57 109L59 110V112L57 111ZM142 109V110H141ZM145 109H147L148 111H147V113H146V110ZM169 109V110H168ZM170 109H173L172 111H170ZM180 109V108H179ZM211 109V110H210ZM132 110H131V112H132ZM144 110H145V112H144ZM168 110V111H167ZM57 111V112H56ZM64 111V110H63ZM139 113H143V115H142V113L141 114H137L138 112ZM164 111V112H163ZM165 111H166V113H165ZM174 111V112H173ZM194 111V112H193ZM208 111V112H207ZM42 112V111H41ZM49 112H50V114H49ZM171 112H172V114H171ZM184 112V113H183ZM26 113H29V114H26ZM56 113V114H55ZM163 113V114H162ZM186 113V114H185ZM195 113V114H194ZM202 113V114H201ZM204 113V114H203ZM214 113V114H213ZM52 114H53V116H52ZM133 114V113H132ZM154 114V115H155ZM180 114V115H179ZM210 114V116H208ZM15 115H16V117H15ZM20 115H22V117L20 116ZM31 115V116H30ZM133 115V116H134ZM141 115V116H140ZM175 115V116H174ZM187 115V116H186ZM198 115V116H197ZM18 116V117H17ZM25 116H27V117H25ZM30 116V117H29ZM36 116H38L39 117V122L37 121V117ZM49 116V117H48ZM23 117H25L24 119H23ZM161 117V118H160ZM19 118H21V119H19ZM26 118H28V119H26ZM34 118V119H33ZM46 118V119H45ZM142 118V117H141ZM190 118V119H189ZM17 119V120H16ZM49 119H50V121H49ZM53 119V120H52ZM58 119V120H57ZM21 120V121H20ZM33 121L32 123H31V121ZM42 122H41V121ZM48 120V121H47ZM178 120L181 122L182 120V122L181 123H179L178 122ZM185 120V121H184ZM197 120V121H196ZM55 121V122H54ZM59 121V122H58ZM187 121V122H186ZM18 122H19V124H18ZM53 122V123H52ZM169 122V121H168ZM171 123H172V121H170ZM169 122V123H170ZM177 122H178V124L179 125H176L177 124ZM185 122V123H184ZM190 122V121H189ZM39 123H41V124H43V125H41V124H39ZM45 123V124H44ZM47 123H48V125H47ZM59 123V124H58ZM154 123V124H155ZM192 123V124H193ZM10 124H12V125H10ZM13 124H15V125H17L18 127H16L15 125L13 126ZM52 124V125H51ZM57 124V125H56ZM155 124V125H156ZM173 124V123H172ZM199 124H195L196 126L197 125H199ZM201 124L199 125V126H201ZM62 127H61V126ZM181 125V126H180ZM194 125V124H193ZM55 126V127H59V128H55V130H54V128L53 127ZM163 126V127H162ZM179 126V127H178ZM198 126V128L199 129H201L200 127ZM51 127V128H50ZM147 127L149 128H152L153 130H151V129H148L147 130ZM153 127H155V128H153ZM157 127H159V129L157 128ZM172 127V126H171ZM171 127H170V129H171ZM169 127H167V129H168ZM185 128H184V130H185ZM188 128V129H189ZM204 128V127H203ZM44 129V130H43ZM48 129V130H47ZM56 129H58V130H56ZM59 129H61V130H59ZM170 129L168 130V132L170 131ZM173 129V128H172ZM181 129H182V127H181ZM181 129H179L180 130V132L181 131H183V130H181ZM204 129V133L207 131V130H205ZM15 130V129H14ZM154 131V132H151V131ZM157 130V131H156ZM163 130H164V132H163ZM202 130V129H201ZM201 130H199V132L201 131ZM44 131V132H43ZM49 132V133H47V132ZM151 132V133H149V132ZM173 132L174 131H176L175 129L174 130H172ZM172 131H170V133L172 132ZM14 132V131H13ZM60 132V133H59ZM158 133V135H157V133ZM203 132V131H202ZM33 133V134H32ZM51 133V134H50ZM52 133H53V135H52ZM54 133H56V134H54ZM57 133H58V135L59 136H57ZM153 133V134H152ZM37 134V135H36ZM40 134H41V136H40ZM43 134V135H42ZM64 134V130H63V133H62V135ZM144 134V133H143ZM152 134V135H151ZM32 135H34V136H36V137H34V136H32ZM147 135V136H146ZM149 135H151V136H149ZM167 135V134H166ZM199 135H201V133H199ZM198 135V138L200 137ZM19 136V137H20ZM29 136H30V138H29ZM53 137L54 136V138H51V137ZM157 136V137H156ZM202 136V135H201ZM28 139H27V138ZM35 139H34V138ZM47 137V138H46ZM152 137V138H151ZM51 138V139H50ZM60 138V139H59ZM149 138H150V140H149ZM156 138V139H155ZM198 138H197V140H198ZM25 139V140H24ZM34 139V140H33ZM45 139H46V141H45ZM57 139V140H56ZM61 139H64L65 141H63V140H61ZM152 139V140H151ZM200 140L198 141V142H200L201 140L202 141H204L203 139H202V137L201 138H199ZM220 139V138H219ZM28 140V141H27ZM37 140H39L38 142H40V144H41V146L38 144V142H37ZM52 140V141H51ZM58 140H59V142H58ZM61 140V141H60ZM27 141V142H26ZM32 141V142H31ZM55 141V142H54ZM141 141V142H142ZM151 141V142H150ZM165 141V140H164ZM163 141V142H164ZM50 142L51 143H54L55 145H57V147L55 146L54 147V145H51L50 144ZM63 142V143H62ZM197 142V141H196ZM23 143V144H22ZM35 143V144H34ZM36 143H37V145H36ZM62 143V144H61ZM77 143V142H76ZM75 142H73V143H70L69 145H70V147H71V144H74L73 145V148H76L77 146H79V147H81L80 146V143L78 142V144H77V146L76 147H74L75 146V144H76ZM177 144H180L179 142H176ZM205 143V142H204ZM201 144L202 146L203 145H205V144ZM28 144V145H27ZM47 144V143H46ZM89 144V143H88ZM137 144V143H136ZM164 144V143H163ZM177 144H175V145H177ZM30 145H32V146H30ZM34 145V146H33ZM134 145V144H133ZM132 145V146H133ZM139 145H141V143L139 144ZM138 144L137 145H135L136 146V148H137V146H139ZM194 145H196V144H194ZM197 145H198V143H197ZM209 145V144H208ZM216 145L220 148V150H221V152L222 151H225L224 149H223V147H221V145H222V143H220V141H218L217 143H216ZM215 144H214V146H216ZM29 146V147H28ZM59 146V147H60ZM66 146V145H65ZM87 146V145H86ZM134 146V147H135ZM142 146V145H141ZM143 146H145V145H143ZM160 146H161V144H160ZM198 146H200V145H198ZM202 146H200L201 148H202ZM206 146H207V144H206ZM204 147L203 149H207L208 147ZM222 146H224V144L222 145ZM21 147V148H20ZM37 147H39L38 149L35 148ZM47 147V146H46ZM48 147V148H49ZM68 147V146H67ZM84 147H85V145L83 146V149H84ZM146 147V146H145ZM144 147V148H145ZM194 147V146H193ZM196 147V146H195ZM199 147V148H200ZM25 148V149H24ZM29 148H31L30 150H29ZM32 148H34L35 150H33ZM45 148V147H44ZM73 148H71L70 149V151L73 149ZM138 148H140V147H138ZM137 148V149H138ZM163 148H165V147H163ZM162 148V149H163ZM168 148V151H166L167 149H164V151H166V152H170V150H171V152H174V150L173 149H171V148H169V147H167ZM197 148V147H196ZM200 148V149H201ZM23 149V150H22ZM51 149V150H52ZM65 149H68V148H65ZM80 149V148H79ZM131 149V148H130ZM137 149H135V150H137ZM190 149V148H189ZM195 149V148H194ZM194 149L192 150L195 154H196V152L194 151ZM20 150V151H19ZM33 150V151H32ZM42 150L41 151H39V156H37L35 159H37L38 157V159L37 160H35V159H33V161L35 160V162H36V164H37V161L40 159V157H42V156H44L46 153V151L45 150H43V151H45L44 153H43V155L41 156V153L40 152H42ZM49 150V149H48ZM51 150L48 152L49 154V156H50V154H51ZM73 150H75V149H73ZM72 150V151H73ZM78 150V149H77ZM147 150H149L148 148H147ZM173 150V151H172ZM196 150V149H195ZM218 150V149H217ZM217 150H215L218 154H217V156H216V154L214 153L215 151L213 150V152H212V150H211V152H210V149L208 150V151H206V153L207 152H209V153H213V154H215L214 156H215V158H213V159H215L214 161H212V164H213V162L216 164V162H218L216 165H212L211 163H209L208 165L206 164H202V163H200V164H197V163H194L193 164V162H196L197 160V158H196V155H198V154H194V153H192V151H190L189 150V152L188 151H185L186 153H184V155H183V152L184 151H182L181 153H182V155H181V153H180V156H182L183 158H184V162H183V160H182V162H181V160H180V163L182 164V166H181V164H179V165H175V168H174V165H173V167H172V165L171 164H173V163H171L170 165H169V163L168 162H166V163H163L162 164V166L161 165H157L158 167H160V168H158V167H156L155 166V169H152V170H154V171H156V173L154 172V174L152 173V174H149V175H151V176H147L146 175V173H149V170H151V168L149 169H147L146 171L147 172H145V175L147 176H144L145 178L142 180V181H140L139 183H137L136 184V188H135V190H136V192H138L137 193V195L139 196V195H141L142 193H144V192H147V191H149V190H155V196H153L152 198H153V203L155 202V204H162L163 206H167L166 204H168L169 203V206H170V204H171V206L172 205H179V206H195V205H197V204H202V205H206V206H211V205H213V203L212 202H214V205L213 206H221V207H235V208H238V209H240V211L237 213V215H236V218L238 217V219H239V217H240V221H238L237 223H239L238 224V226L236 225V227H237V229H236V227L235 226H233L234 228H235V230H234V232L237 230V234L236 233H233V235H231L232 234V232H231V234H229L230 236L228 237V239H230V237L232 238V239H230L229 241L228 240H226L227 242H225L226 244H225V251L227 252H224V254H225V258H224V256L223 257H221V255L220 256H214V255H212V248H213V246H212V248H210L209 246H208V244L204 241V239H203V237L201 236V235H198L197 236V234L196 233H193V230L190 228V227H188L189 226V223L187 222V218L185 217V216H173L172 214L173 213H179V212H177V211H174V212H172L173 210H167L166 211V209L164 210V211H162V213L164 214H160V213H158V214H153V215H151L152 217H153V219H152V217H151V219L153 220L152 222H151V224H147L146 225V220H143V218L142 217H140L141 218V220H142V222L141 221H139V220H137V219H135V218H133V215H134V213H131L129 216H125L124 218H122V220L120 219V221L118 222V224L119 225H116V223L114 222V224H112V222H110V221H108V222H105L104 220H102V221H104V223H101V221L99 222V218H98V222H97V224H95L94 222H93V220H92V222L94 223V224H91V222L87 225V223L89 222V220L88 219H90L91 220V218L92 217H90V216H87L88 218H86V221L84 222V224L83 223H79V226L80 227H78V230H76V232H78V233H81V235H77V236H79V237H77V238H79L80 239V243L77 245V243L75 244V249L74 250H69V247L67 246H65V242L62 240V237L63 236H61V238L59 237V235L57 236L56 235V237H52V240L50 239L51 238V236H48V237H50V238H48V241L50 242H52L53 240L54 241H56L55 243L54 242H45V244L47 245H45V247L43 246V249H42V247L39 249V251L38 252H40V254H38V252H37V255H40L42 258H40L39 256H37V257H39V262L37 261V263L38 264H49V262H50V264H64V262H65V264H220L218 261H222L223 260V262H224V264H233V263H236L237 261H239V260H245V262H248V264H264V216H262V215H264V214H262V213H264V204H261V203H264V182H262L261 180H250V179H245L243 176H240V175H238V176H236L237 175V173H236V175L234 174L235 172V170L233 169V168H231V167H229V166H231L228 162V160H227V155L223 152L222 154H220L219 155V153H221V152H219V150L217 151ZM25 151V152H24ZM31 151L33 152V153H31ZM58 151V152H59ZM69 150L67 151V152H70ZM71 151V152H72ZM76 151V150H75ZM75 151H73V155H74V153H75ZM83 151V155H84V151H85V153H87V151L88 150H82ZM81 151V149L79 150V152L81 153L82 152ZM131 151V150H130ZM134 151V150H133ZM199 151H201V150H199ZM23 154H22V153ZM28 152V153H27ZM64 150L62 151V156L63 155H65L64 153ZM66 152V151H65ZM70 152V156L72 157L73 155H72V153ZM78 152V153H79ZM137 152V151H136ZM136 152H134V154L136 153ZM203 151H201V153H202ZM30 153V154H29ZM59 153V154H60ZM133 153V152H132ZM204 154V156L203 155H201V156H203V157H205L206 155H208V153L205 155V152H203ZM25 154H27V155H25ZM32 154V155H31ZM69 153H67V155H68ZM82 154V153H81ZM81 154H79L80 156H83V155H81ZM192 154H194V155H192ZM223 154H225L226 155V157H225V155L223 156ZM16 155V156H17ZM28 155H30V156H28ZM34 155V156H33ZM58 156L57 155V159L58 158H60V157H62V156ZM147 155V154H146ZM146 155H144V158L146 157ZM210 155V154H209ZM208 155V156H209ZM219 155V156H218ZM1 156L3 157V158H1ZM0 156V158L1 159H3V161H2V163H0V165L2 164L3 166H4V164L6 163V161H7V159H6V157L4 158V156L3 155H1ZM47 156V155H46ZM46 156H44V157H46ZM52 156H54L53 154L51 155V157ZM66 156V155H65ZM69 156V157H70ZM76 156V155H75ZM87 156V155H86ZM194 156V157H193ZM199 157H200V154L198 155ZM207 156V157H208ZM211 156V155H210ZM22 157L19 159V157H17V159L15 158V162H14V165H13V167H10V169L9 170H14L15 168H14V166H16L17 164L16 163H18V159H19V168H20V165H21V163H20V161L22 162ZM55 157V156H54ZM70 157V158H71ZM74 157V156H73ZM192 157V158H191ZM202 157V158H203ZM206 157V158H207ZM213 157V156H212ZM212 157H210V159H212ZM194 158V159H193ZM201 158V157H200ZM201 158V159H202ZM224 158V160H222ZM9 159V158H8ZM27 159V160H28ZM55 159H56V157H55ZM72 159L74 160L75 159V157L74 158H71V159H69L68 158V160H71V161H67V160H64V161H66L65 163H64V161H62V167L64 168L65 166L67 167V164H69V162H76L77 161V159L76 160H74V161H72ZM84 158L82 157V159H81V161H78L77 162V164H79V162L80 163H82V164H79V165H75V164H73V163H70V164H73L74 165V167L73 166H71V169H69V167L70 166H68V168H65V170H64V173L65 172H67V175L66 174H64L65 176H69L68 178H66L65 177V179L64 180H62V182H61V184L62 185H64L66 188H68L69 190L68 191H74V190H76V191H74L75 193L77 192V193H79V191L80 192H82L83 190H85L86 188H87V186H86V188H85V185H87V181H89L90 182V179H86V180H84V175H85V171H86V168H85V166H84V168H85V170H84V172L82 171L83 170V167H82V169L80 168L81 167V165L83 166V162L82 161H84L83 160ZM217 159V160H216ZM218 159H220L221 160V162H219L218 161ZM6 160V161H5ZM16 160H17V162H16ZM44 160H46V159H43L42 158V161L44 162ZM200 160V159H199ZM4 161H5V163H4ZM10 161H12V159L11 160H9V163H10ZM1 162V161H0ZM13 162V161H12ZM30 162V161H29ZM29 162H27V163H29ZM41 162V159H40V161H39V165L41 166V164H42V162ZM48 161L46 160V162H45V165L47 166L48 165V163H47ZM85 162V161H84ZM170 162V161H169ZM174 162V161H173ZM198 162V161H197ZM23 163L24 164H22V165H25L26 163H25V161H24V159H23ZM11 165L13 164V163H10ZM33 164H35V163H33ZM35 164V165H36ZM38 164L36 165L37 167H38ZM44 164V163H43ZM168 164V165H167ZM186 164V165H185ZM197 164V165H196ZM210 164H211V166H210ZM65 165V166H64ZM199 165V166H198ZM229 165V166H228ZM45 166V167H46ZM61 166V165H60ZM149 165H147V167H148ZM170 166V167H169ZM22 167L23 166H21V169H22ZM25 167V166H24ZM31 167V166H30ZM30 167L28 168V167H26V169H30ZM34 167V166H33ZM32 167V168H33ZM42 167H44V166H42ZM41 167V168H42ZM146 167V168H147ZM172 167V168H171ZM39 169H41L40 167H38ZM24 169V168H23ZM78 169H81V171L79 172V170ZM6 171V173H9L10 171ZM17 170V169H16ZM21 173L23 172V170H20V169H18ZM25 170V169H24ZM28 170H26L27 172H29ZM33 170V169H32ZM38 170V169H37ZM37 170L35 169V171L37 172ZM179 170H181V171H179ZM234 170V171H233ZM34 171V170H33ZM179 171V172H178ZM214 171V172H213ZM4 172V171H3ZM15 172L16 171H11L10 172V174H4L3 176L4 177H11L12 179H10V178H7V180H6V178H4L3 177V179H2V175H1V177H0V179H1V181H0V185H1V187H3V188H0L1 190H0V203L1 204H4V202L2 203V201L3 200H7V198H8V200H7V202H5V203H7V205L5 204L4 205V207L0 210V213L1 212H3L4 214L6 213V215H7V213L11 210L10 208H12V206H14V204L13 203H17V202H14V201H16L17 199H15V198H20L21 197V192L20 191H17V188H16V191L18 192V193H20L21 195H15L17 192H15V187H20V185L22 186V185H24V184H20L21 182H23L24 183V181H26L27 179L25 178V174L23 175V176H21V174H20V177H24L25 178V180L23 179V180H17V178H16V176L17 175H19L17 172H16V176H14L15 175ZM36 172H34V173H36ZM72 172V173H71ZM84 173V175H83V173ZM181 172V173H180ZM186 172V173H185ZM233 172V173H232ZM1 173V172H0ZM78 174V176H77V174ZM13 174V175H12ZM69 174V175H68ZM6 175V176H5ZM7 175H10V176H7ZM33 176V172L30 174V177H32ZM185 175V176H184ZM28 175H26V177H27ZM79 176H83V177H79ZM19 177V176H18ZM19 177V178H20ZM29 177V178H30ZM77 177H79L78 179H76ZM86 177V176H85ZM89 177V176H88ZM87 177V178H88ZM18 178V179H19ZM81 178H83V180L81 179ZM14 179V180H13ZM21 179V178H20ZM76 179V180H75ZM66 180V181H65ZM73 180V181H72ZM11 181V182H10ZM28 181V180H27ZM78 181V182H77ZM83 181V182H82ZM2 182V183H1ZM4 182V183H3ZM10 182V183H9ZM14 182H16V183H14ZM79 182L81 183H83L82 184V186H81V184H79ZM88 182V183H89ZM14 183V184H13ZM18 183V184H17ZM56 183V182H55ZM58 183H59V181H58ZM64 183H66V184H64ZM86 183V184H85ZM91 183V186L90 187H92V181L90 182ZM17 184V185H16ZM20 184V185H19ZM57 184V183H56ZM61 184H59V185H61ZM75 184V185H74ZM3 185V186H2ZM6 185V186H5ZM19 185V186H18ZM58 185V184H57ZM57 185H55V189L57 188ZM62 185L61 186H59L58 187V189H63L62 188ZM10 186H11V188H10ZM13 186V187H12ZM54 186V185H53ZM81 188H80V187ZM23 187V186H22ZM22 187H20V188H22ZM65 187H64V189H65ZM5 188V189H4ZM85 188V189H84ZM9 189H11V190H9ZM13 189H14V191H13ZM9 190V191H8ZM19 190H21V189H19ZM65 190H67V189H65ZM238 190H240V191H238ZM11 191V192H10ZM73 191H72V193H73ZM86 191H89L88 190V188H87V190ZM85 191V192H86ZM239 192L240 194H243L242 195V199H240V194L238 195V193H237V196L239 197V199H238V197L236 198L237 200L236 201H234L235 199H233V198H235L236 196H234L235 195V193L236 192ZM9 192H10V194H9ZM13 192V193H12ZM2 193H3V195H2ZM15 193V194H14ZM196 193L198 194V195H196ZM4 194H6V195H4ZM9 195V196H8ZM15 196V197H14ZM196 196V197H195ZM232 196V197H231ZM247 196V197H246ZM4 197H5V199H4ZM231 198V199H230ZM157 199V200H156ZM177 199V200H176ZM2 200V201H1ZM11 202H10V201ZM20 200V199H19ZM174 201V202H173ZM177 201H178V203H177ZM182 201V202H181ZM192 201H193V203H192ZM201 201H203V202H201ZM208 201V202H207ZM10 202V203H9ZM162 202H164V203H162ZM198 202H200V203H198ZM172 203H174V204H172ZM185 203V204H184ZM196 203V204H195ZM210 203H212V204H210ZM215 203H217V204H215ZM0 204V205H1ZM10 204L12 205L11 207H9L10 206ZM160 204V205H161ZM210 204V205H209ZM223 205V206H222ZM6 206V207H5ZM1 207H2V205H1ZM8 207V208H7ZM223 207V208H224ZM5 209V210H4ZM10 209V210H9ZM8 210V211H7ZM4 211H6V212H4ZM12 211V210H11ZM171 211V212H170ZM262 211V212H261ZM123 212H127V211H123ZM131 212V211H130ZM168 212H170L171 213V215H170V213L169 214H167ZM3 213H1L2 215H4ZM132 215V216H131ZM156 215V216H155ZM158 215V216H157ZM166 215V216H165ZM239 215V216H238ZM164 216V217H163ZM243 216V217H242ZM90 217V218H89ZM161 217V218H160ZM94 218V217H93ZM129 218V219H128ZM150 218V217H149ZM155 218H158V219H155ZM161 220H160V219ZM183 218V219H182ZM96 218H94V221H97V219L95 220ZM151 219H149L148 221H147V223H150V221H151ZM157 221H155V220ZM108 220V219H107ZM130 220V221H129ZM133 220V221H132ZM158 220H159V222H158ZM184 220V221H183ZM88 221V222H87ZM116 221H118V220H116ZM125 221V222H124ZM128 221V222H127ZM144 221V222H143ZM156 222V224H155V222ZM81 222H83V221H81ZM87 222V223H86ZM110 222V223H109ZM2 223H6V222H2ZM0 224V231L2 230V231H4L5 229H6V227L8 228V226H11L9 229H11V228H13V230L11 229L10 231H8L9 233L7 234V235H10V234H12L13 236V238H11L12 239V241L13 240H15L16 238H22V237H24L25 236V240L26 241H28V244H29V241H31L30 239V237H31V235H30V233H29V231L30 232H33L34 230H35V228H33L34 230H30L29 228H27V227H29V226H27V227H25L26 229H24V227H19V229H17L18 227V225L17 224H13V225H10V224ZM158 223V224H157ZM188 223V224H187ZM100 224H102L103 226H105L106 224V226L105 227H103L102 225V229H114L115 227H119V228H121L119 231H118V233H117V235H112L113 234V229H112V231H110L111 232V234L109 235V233L110 232H108L107 233V231H108V229H107V231H103V233L102 232H100V233H102V235H101V237H100V235H99V237H96V236H93L92 237V235H94L95 234V230L96 229H93L94 227H98ZM121 224V225H120ZM140 224V225H139ZM187 224V225H186ZM6 225H8V226H6ZM83 225H84V227H83ZM139 225V226H138ZM5 226V227H4ZM13 226H16V228L15 227H13ZM20 226V225H19ZM93 226V227H92ZM110 227H112V228H110ZM126 227V228H125ZM128 227V228H127ZM130 227V228H129ZM144 227H146L145 229H144ZM1 228H3V229H1ZM23 228V230H22V232H21V229ZM32 228V227H31ZM101 228V227H100ZM99 228V229H100ZM233 228V229H234ZM8 229V230H9ZM38 229V228H37ZM39 229H41L42 230V228H40L39 227ZM80 229V230H79ZM92 229L94 230V231H92ZM98 229V228H97ZM7 230V229H6ZM5 230V231H6ZM19 230V231H18ZM40 230V231H41ZM122 230V231H121ZM192 230V231H191ZM14 231V232H13ZM15 231H17V232H15ZM25 231H27L26 232V234H25ZM40 231H38L37 230V233H36V235H37V237L36 238H38V235L40 236L39 238H41V235H42V232H44V231H42L41 233H40ZM98 231H100V230H98ZM102 231V230H101ZM190 231L192 232V234L190 233ZM35 232H36V230H35ZM34 232V233H35ZM15 233V234H14ZM18 233V234H17ZM23 233V234H22ZM54 233V232H53ZM56 233V232H55ZM17 234V236H14V235H16ZM21 234V235H20ZM28 234V235H27ZM44 234V233H43ZM71 234V233H70ZM74 234H77V233H74ZM193 234H195V235H193ZM6 235V234H5ZM4 236V237H6L5 239H7V237L8 236ZM18 235L20 236V237H18ZM24 235V236H23ZM29 235H30V237H29ZM35 234H34V237L36 236ZM50 235H52V233L50 234ZM54 236H55V234H53ZM96 235H98V234H96ZM26 236H28V238H30V239H28ZM201 236V237H200ZM232 236H234V237H232ZM3 237V236H2ZM42 237H43V235H42ZM57 237H59L60 239H61V241H59V238H57ZM65 237V236H64ZM63 237V238H64ZM97 239H96V238ZM197 237H199V238H197ZM68 238L70 239V235L68 236ZM67 237H66V240L65 241H68L67 239H68ZM82 238V239H81ZM85 238V239H84ZM92 238V239H91ZM101 238H103V239H101ZM28 239V240H27ZM65 239V238H64ZM89 239V240H88ZM106 239H107V241H106ZM111 239L116 243V245L117 244H119V245H117V247L118 248H116V246H115V243H113V241H111ZM203 239V240H202ZM226 239H227V237H226ZM18 240V239H17ZM16 240V241H17ZM23 240V238L21 239V240H19L20 242H19V244L20 243H22L21 241ZM73 240V239H72ZM76 240V239H75ZM87 240V241H86ZM200 240H202V242L200 241ZM9 241V240H8ZM11 240H10V242H12ZM69 242V241H68ZM68 242H67V244H68ZM71 242V241H70ZM105 242H107V243H105ZM118 242V243H117ZM5 243V242H4ZM32 243V242H31ZM30 243V244H31ZM34 243V242H33ZM32 243V245H31V247L33 246H35L36 248L38 247L37 246V244H33ZM49 243V244H48ZM64 243V244H63ZM102 243V244H101ZM104 243V244H103ZM111 243V244H110ZM113 243V244H112ZM206 243V244H205ZM27 244V245H28ZM52 244H54V245H52ZM57 244V245H56ZM59 244V245H58ZM82 244V245H81ZM6 245V244H5ZM4 244H3V248H4V246H5ZM49 245V246H48ZM110 245V246H109ZM111 245H113V246H111ZM228 245V246H227ZM61 246V247H60ZM63 246V247H62ZM70 246V245H69ZM76 246H77V248H76ZM83 246V247H82ZM102 246V247H101ZM115 246V247H114ZM0 247H1V245H0ZM30 247V248H31ZM49 247V248H48ZM55 247H57V248H55ZM87 247H88V249H87ZM113 247L114 248H116V249H113ZM228 247V248H227ZM30 248H29V250H28V248L26 249V252H27V254L28 255H30V254H32L33 252H34V250L35 249H33V252L31 253V251H30ZM47 248V249H46ZM61 248V249H60ZM82 248V249H81ZM112 248V249H111ZM2 249V248H1ZM54 249V250H53ZM59 249V250H58ZM66 249V250H65ZM91 249V250H90ZM103 249V250H102ZM110 249L113 251V253L112 254H114V257L111 255V253L109 254V252H110ZM119 249V250H118ZM4 250V249H3ZM50 252H49V251ZM57 250V251H56ZM61 250V251H60ZM62 250H63V252H62ZM77 250V251H76ZM87 252H86V251ZM93 250V251H92ZM102 250V251H101ZM115 250H117V251H115ZM210 250V251H209ZM1 251V250H0ZM28 251H30V252H28ZM37 251V250H36ZM67 251H70L69 253L67 252ZM75 251V252H74ZM80 251H81V253H80ZM92 251V252H91ZM116 252V254H115V252ZM74 252V253H73ZM106 252V253H105ZM3 253L5 254V252H2L1 254H0V257H1V255H2V257H3ZM30 253V254H29ZM35 253V252H34ZM45 253V254H44ZM57 253V254H56ZM71 253V254H70ZM80 253V254H79ZM27 254H25V256L27 255ZM48 254V255H47ZM61 254H62V256H61ZM94 254V255H93ZM32 255H35V254H32ZM44 255V256H43ZM58 255H60L59 256V258H58ZM84 255V256H83ZM85 255H87V256H85ZM110 255H111V257H110ZM262 255V256H261ZM24 256V257H25ZM36 256V255H35ZM51 256H52V258H51ZM54 256H55V258H54ZM69 256V257H68ZM107 256V257H106ZM121 256V257H120ZM261 256V257H260ZM14 257V256H13ZM11 258V259H8L9 260V262H7L8 260H4L5 262H3V260H1V258H0V260L4 263V264H8V263H10V261L11 260H19V258ZM32 258V256H29V258ZM34 257V256H33ZM62 257V258H61ZM64 257V258H63ZM80 257V258H79ZM90 257V258H89ZM3 258H5V257H3ZM26 258H28V257H26ZM28 258V259H29ZM76 258H77V260H76ZM83 258V259H82ZM24 260L23 259V256H22V258H20V260ZM51 259V260H50ZM56 259V260H55ZM64 259V260H63ZM66 259V260H65ZM68 259H69V262H68ZM85 259V260H84ZM105 259H106V261H105ZM17 260V261H18ZM20 260H19V263H20ZM22 260H21V262H22ZM31 260V259H30ZM37 260H38V258H37ZM41 260V261H40ZM50 260V261H49ZM76 260V261H75ZM82 260V261H81ZM52 261V262H51ZM54 261V262H53ZM67 261V262H66ZM13 262H15V261H12L11 263L13 264ZM26 262L27 261H25L24 263L26 264ZM48 262V263H47ZM58 262V263H57ZM74 262V263H73ZM80 262V263H79ZM2 263V264H3ZM17 263V262H16ZM15 263V264H16ZM19 263H17V264H19ZM32 263V262H31ZM34 263H36V261L34 262ZM34 263H32V264H34ZM0 264H1V262H0ZM28 264V263H27Z\"/></svg>",
  "mask_w": 264,
  "mask_h": 264
},
{
  "label": "crops",
  "instance_id": "3",
  "mask_svg": "<svg viewBox=\"0 0 264 264\" xmlns=\"http://www.w3.org/2000/svg\"><path fill=\"white\" fill-rule=\"evenodd\" d=\"M233 264H248V262H245V260L242 259Z\"/></svg>",
  "mask_w": 264,
  "mask_h": 264
}]
</instances>
